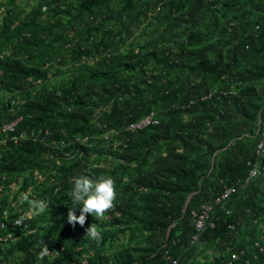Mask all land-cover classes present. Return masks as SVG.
<instances>
[{
    "label": "trees",
    "instance_id": "obj_1",
    "mask_svg": "<svg viewBox=\"0 0 264 264\" xmlns=\"http://www.w3.org/2000/svg\"><path fill=\"white\" fill-rule=\"evenodd\" d=\"M57 1V13L71 14L70 26L63 17L55 23L40 21L44 6L52 9L53 0H42L25 19L10 14L3 20L0 90L24 91L29 79H48L45 66L57 61L61 49L57 45L61 44H67L68 54L59 62L67 65L68 58L72 59L77 75L16 111L0 110V123L22 117L13 136L50 131L45 140L31 136L11 139L0 168L12 175L44 174L54 165L55 181L46 190L47 198L51 207H63L86 175L99 178L96 170L79 166L81 158L71 166L57 163L73 151L84 156L94 150L90 140L71 143L74 135L115 132L124 142L111 153L124 164L139 162V168L122 189L115 187L117 175L101 183L100 189L105 188L108 196L99 211L115 224L137 222L149 233L148 240L111 255L99 251L95 257H86L87 262L76 264H170L171 257L180 255L181 264H186L197 251L196 247L182 248L190 245V237L197 232L194 216H199L202 205L211 203L225 184L247 177L248 161L258 160V124L264 119V88L257 85L264 83V0H121L118 8L112 0ZM113 19L121 25L118 33L127 38L150 19L152 38L137 53L122 52L110 41L105 44L107 52L95 57L94 47L97 44L100 49L101 44L91 41L93 31H110L105 29ZM145 30L148 27L143 28L144 35L148 34ZM9 48H14L13 53L4 55ZM216 82L222 83L220 90H214ZM152 112L159 115V124L137 132L127 130ZM262 213L264 171L247 192L240 191L225 205L214 207L216 227H207L202 245L206 249L223 250L227 245L247 249L246 244L257 237L255 221ZM45 215L26 219L30 224L26 231L13 229L14 239L0 245V256L6 259L22 252L24 264H36L50 247L59 249L58 261L67 264L83 254L76 249L79 244L90 240L71 238L73 225L101 222L98 214L76 209L50 226L38 225L45 222ZM250 221L251 241L239 240ZM231 223L241 226L229 232ZM116 236L102 232L101 243ZM248 254L252 256V252ZM191 264L201 263L194 260Z\"/></svg>",
    "mask_w": 264,
    "mask_h": 264
},
{
    "label": "rangeland",
    "instance_id": "obj_2",
    "mask_svg": "<svg viewBox=\"0 0 264 264\" xmlns=\"http://www.w3.org/2000/svg\"><path fill=\"white\" fill-rule=\"evenodd\" d=\"M73 1V0H68ZM54 4L52 5V9H49L47 6H44L43 11L44 14L40 17L41 22H51L55 23L59 18H64L63 22L70 26L72 21L71 14L68 13H57L55 11V6L58 3L57 0H53ZM112 5L116 8L119 7L121 0H112ZM42 3V0H0V30L3 26V20L9 16L10 14H14L18 17V19H25L35 7L39 6ZM75 3H82V0H75ZM46 8V9H45ZM45 9V10H44ZM57 9V8H56ZM88 12V10H85ZM77 13V12H76ZM150 19L145 21L142 25V29L139 28L136 34L130 38L126 36H122L121 33H118V30L121 29L120 23L116 22V20H109L106 25L105 30L110 31H100L99 33L96 30L93 31L94 35L90 38L91 41L96 39L98 44H101L100 49H98V45L96 44L95 49V57L100 56V54H105L107 50H105V44L107 42H113L114 44H118L121 48L122 52H131L132 50L135 53L139 52L140 49L143 47L145 42L151 39V33L153 32L154 25H151ZM148 27L147 31L148 34H143V28ZM71 27H69L70 29ZM119 28V29H118ZM66 29V27L64 28ZM54 30H60L55 28ZM71 33L75 30H67ZM205 32V30H201ZM179 33V29L176 30ZM91 36V35H90ZM123 38V39H122ZM78 40V37H76ZM162 42H167L166 38H161ZM61 47L58 50V59L53 63L47 64L45 69L49 72V78L46 80H36L31 78L28 80L27 85L25 86L24 91L16 90L14 92H10L7 90H0V110H8L12 109L16 111L18 108L25 106V104L32 98H41L48 90H52L54 88L60 87L65 85L66 83L73 80V77L77 75L74 73V64L73 60L68 58L69 62L67 65H62L59 60L61 56L67 55L68 49L67 44L57 45V48ZM69 47V46H68ZM112 48H109L111 50ZM14 48H9L4 51V55H9L13 53ZM22 56V54H20ZM90 65L92 63V59H86ZM154 64V63H153ZM151 65V64H150ZM152 66V65H151ZM259 87L264 88V83H258ZM214 90H220L222 88V83H214L213 84ZM101 112V109H98V113ZM158 115V114H157ZM159 116V115H158ZM19 119V118H18ZM17 120V119H16ZM5 122H11V120H7ZM13 122V121H12ZM97 122V118L94 119L93 123ZM115 132H104L94 134L92 136H84L80 133L74 135V139L71 140V143L75 142H87L92 141V150L89 154L84 155L81 152L79 156V151H73L70 155H68L65 159L57 161L59 165L71 166L75 163L78 158H81L79 166H88V168L92 170H96L99 174V178L96 176H89L86 175L79 186L72 190V197L70 200L64 202V206L60 207L61 205L56 206V208L48 206H43L39 210L36 208V203L38 204H47L50 200L47 198V188H51L54 184V176L56 175V171L54 169V165L50 166L48 170L44 171V176H46V180L40 184L38 183V179L36 177L38 174L32 175V172H25L20 176L23 177V187H29L30 185H34L35 191L32 194H28L27 190H20L18 191L16 186H12L11 189V213L12 216L16 215H23L24 218L26 216H30L35 209L39 211V214L33 217L36 218L38 215H42L46 213L44 221H40L38 225L42 226L52 225L55 221H57L60 217H62L65 213H73L74 210H86L88 212H93L98 214L101 217V222L99 224L93 223H85V224H74L70 237L75 238L77 240L81 239L82 237H88L90 240L85 244H79L76 249L83 250L82 255H75L74 261H68L67 264H76L77 262L86 261V257H95L99 253V251H103L105 255H111L118 253L124 249H132L138 245H144L147 240L149 233L144 230L137 222L129 221L126 225L115 224L113 223V219L105 214L101 213L99 210L101 201H104L108 193L105 191V188L100 189L101 183L103 181L111 180L114 175L118 176V180H114L116 189H122V186L127 184L131 175H136V171L139 168V162H133L132 164H124L121 159L117 158L111 152H117L120 150V146L123 144L122 136L114 135ZM55 144H59V142H54ZM78 156V157H77ZM86 158V160H85ZM35 172V171H34ZM40 172V171H37ZM42 173V172H41ZM39 173V174H41ZM120 184H119V182ZM37 185H40L39 187ZM110 188V186H109ZM124 193H121V197ZM118 218L122 219L120 214H117ZM28 218V217H27ZM199 219L198 215L194 216L193 222ZM250 222H246L244 232L242 236L239 237V240L247 239L251 241L250 237ZM28 225L30 224L27 222L21 229L26 231L28 229ZM127 228L126 232H122L121 228ZM110 232L112 234H116V238L114 240H108L105 245L101 243V234L102 232ZM247 249L249 252L254 251L253 243L246 244ZM202 247V248H201ZM199 249L197 248L195 256L192 258V261L196 260L201 264H208L211 261V256L209 252L211 248L206 249L205 246H201ZM61 253L59 249H53L48 247L44 252H42L37 260L36 264H60L58 261ZM5 256H0V260L4 259ZM189 262V261H187ZM25 263V254L22 252L15 253L14 255L8 256L4 259L3 264H24Z\"/></svg>",
    "mask_w": 264,
    "mask_h": 264
},
{
    "label": "built area",
    "instance_id": "obj_3",
    "mask_svg": "<svg viewBox=\"0 0 264 264\" xmlns=\"http://www.w3.org/2000/svg\"><path fill=\"white\" fill-rule=\"evenodd\" d=\"M46 9V8H45ZM44 9V10H45ZM214 91L211 93L213 95ZM22 117L14 120L13 122H3L0 123V162L4 161L7 148L9 147V141L11 139L18 140L19 138H30L33 137L35 140L43 139L45 140V136L50 134L49 130H46L45 135L40 132L32 131V134L21 133L20 136H13L16 132L18 123ZM160 119L155 112H152L148 115H145L140 120L131 123L127 130L131 132H137L143 130L151 125L159 124ZM258 127V135L259 142L257 144L256 153L258 155L257 161H248V165L250 166L249 173L245 179L239 180L237 183L233 184H225L220 194L211 202L205 203L202 205L201 213H199V219L195 221L197 232L190 237V245L185 246L182 245V248L186 251L190 250L192 247L200 248L202 246V235L207 229L208 226L213 228L216 227V221L214 220V207L216 205H225L229 202L232 197L236 194H239L240 191L247 192L251 184L259 178V176L264 171V119L259 120ZM41 172L35 171L33 175L38 174L36 179H38V183L42 184L46 180V176ZM20 174L12 175L9 170L0 168V245L3 247L6 246L7 243L10 242L11 239H14L15 232L13 229H21L26 224V219H33L34 216L39 214V211L33 210L30 216H26L24 218L23 215L12 216L11 213V189L12 186H16L17 190L24 191L27 190L28 194H32L35 191L34 185H30L29 187H23V177ZM32 174V173H31ZM40 186V185H37ZM57 191V190H56ZM47 204H38L36 203V208L39 210L43 206H48ZM228 214L232 213V210L228 209ZM28 217V218H27ZM255 223L257 224V237L253 241V253L252 256H248V249H234L231 246H224L222 249H211L209 252L211 256V260L215 262V264H264V213L260 215ZM237 226H241L240 223L229 225V232H233L237 230ZM35 229H30L29 232H34ZM171 228L169 229L168 235L170 234ZM219 241V240H218ZM176 244L174 241L173 245ZM167 244L165 247H168ZM202 248V247H201ZM171 254L170 248H167L166 255ZM192 260H189L186 264H191ZM170 264H181V255L178 257H171ZM206 264V263H205Z\"/></svg>",
    "mask_w": 264,
    "mask_h": 264
},
{
    "label": "clouds",
    "instance_id": "obj_4",
    "mask_svg": "<svg viewBox=\"0 0 264 264\" xmlns=\"http://www.w3.org/2000/svg\"><path fill=\"white\" fill-rule=\"evenodd\" d=\"M34 171L32 172V175H33Z\"/></svg>",
    "mask_w": 264,
    "mask_h": 264
}]
</instances>
